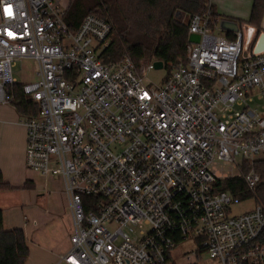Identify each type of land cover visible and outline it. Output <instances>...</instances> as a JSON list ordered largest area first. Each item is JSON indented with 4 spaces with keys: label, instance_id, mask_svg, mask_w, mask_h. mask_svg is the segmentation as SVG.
Segmentation results:
<instances>
[{
    "label": "built area",
    "instance_id": "1",
    "mask_svg": "<svg viewBox=\"0 0 264 264\" xmlns=\"http://www.w3.org/2000/svg\"><path fill=\"white\" fill-rule=\"evenodd\" d=\"M67 7L0 0V106L13 107L16 86L37 105L23 123L24 165L63 187L73 232L62 261L166 264L193 239L214 264H264L260 178L242 170L264 156V52H252L255 35L247 26L216 35L209 9L187 17L199 41L154 87L147 74L157 61L104 63L110 23L88 14L71 31ZM23 59L36 62L35 82L13 77ZM253 91L260 110L250 106ZM215 162L238 168L255 207L230 215L240 200L218 190Z\"/></svg>",
    "mask_w": 264,
    "mask_h": 264
},
{
    "label": "trees",
    "instance_id": "2",
    "mask_svg": "<svg viewBox=\"0 0 264 264\" xmlns=\"http://www.w3.org/2000/svg\"><path fill=\"white\" fill-rule=\"evenodd\" d=\"M208 9L212 19H217L218 14L211 0H70L64 21L71 31H75L81 19L88 14L110 23V44L101 55L104 63H115L129 57L138 66L140 62L152 59L162 62L165 69L169 70L186 63L188 30L175 20V16L200 15ZM262 19L264 0H253L247 23L259 28ZM227 36L231 37L229 33ZM13 95L12 104L17 115L24 119L36 116L37 105L22 94L19 86L13 88ZM250 169L259 175L254 195L257 203L264 207V157L252 163L244 162L243 172ZM217 187L219 191L229 192L240 201L252 197L241 178L218 180ZM8 189L0 172V192ZM258 243L264 245V233ZM201 252L202 248L199 249ZM28 256L23 231L4 230L3 212L0 209V264H25Z\"/></svg>",
    "mask_w": 264,
    "mask_h": 264
},
{
    "label": "crops",
    "instance_id": "3",
    "mask_svg": "<svg viewBox=\"0 0 264 264\" xmlns=\"http://www.w3.org/2000/svg\"><path fill=\"white\" fill-rule=\"evenodd\" d=\"M221 3L222 0H211L218 14L217 19L223 16L230 21L243 22L242 26H247L255 35V44L259 35L264 33V19L259 28L247 23L253 0H236L235 8L231 10L223 7ZM252 98L253 102L250 106L260 110L256 91L252 92ZM10 114L11 110L8 107L0 106V172L9 186L8 190L0 192L3 229L23 231L29 250L25 264H65L62 259L70 248L71 232V214L66 196L64 194L60 196L63 206L60 210L42 212L29 209L30 215H28L29 211L26 212V208L10 207L6 201L9 198V190L27 186L32 182L31 175L24 167L25 129L23 124L22 128H14L9 121ZM66 208L68 213L64 212Z\"/></svg>",
    "mask_w": 264,
    "mask_h": 264
},
{
    "label": "rangeland",
    "instance_id": "4",
    "mask_svg": "<svg viewBox=\"0 0 264 264\" xmlns=\"http://www.w3.org/2000/svg\"><path fill=\"white\" fill-rule=\"evenodd\" d=\"M70 1V0H69ZM68 1V3H69ZM236 0H222V6L226 9H234ZM227 19L223 16L219 20ZM175 20L180 24H184L187 21V17L180 14L175 16ZM235 23L240 28L243 22L235 21ZM216 35L224 36V32L214 31ZM245 48V46H244ZM247 52L245 49L242 50L241 57H245ZM37 70V64L34 60L23 59L16 62L12 67V75L19 83H32L37 80L35 75ZM168 70L163 68L156 71H150L147 74V80L150 81L151 86L160 87L162 86L164 78L167 76ZM258 107L261 109V101L257 99ZM11 110L9 116V121L14 128H22V124L25 119L15 113L12 106H6ZM262 155L256 157V160L261 159ZM240 162V159H237ZM25 167V165H24ZM26 169V167H25ZM32 177V182L27 186L16 187L9 190L8 204L10 207H24L28 213L29 209L36 211H52L53 209L60 210L63 208L60 196L64 194L62 185L59 182V177H53L52 179H43L39 175L35 174L26 169ZM211 171L214 173L215 177L219 180L235 177L239 174V170L233 164L226 162H215ZM11 192V193H10ZM255 207V201L253 199H247L240 201L237 205H234L230 209V215H239L247 212ZM68 213V210L64 211ZM30 215V211L28 213ZM114 227H110L113 229ZM142 230L147 231L149 228L142 226ZM71 233L73 232L72 222H71ZM140 230V228H137ZM70 242V241H69ZM199 243L196 240L188 239L184 242L179 243L170 253V260L167 264H214L207 254L204 252L199 253Z\"/></svg>",
    "mask_w": 264,
    "mask_h": 264
},
{
    "label": "water",
    "instance_id": "5",
    "mask_svg": "<svg viewBox=\"0 0 264 264\" xmlns=\"http://www.w3.org/2000/svg\"><path fill=\"white\" fill-rule=\"evenodd\" d=\"M238 29L237 24L234 21H230L228 19L219 20V30L224 32L225 34L236 32ZM199 37L198 35L190 34L188 36L189 43H198ZM252 52L254 54L264 52V33H261L253 46ZM154 68L159 70L162 68V62L157 61L154 62Z\"/></svg>",
    "mask_w": 264,
    "mask_h": 264
}]
</instances>
